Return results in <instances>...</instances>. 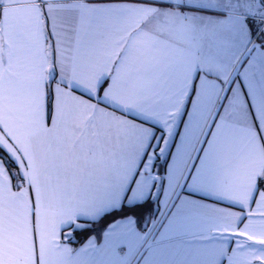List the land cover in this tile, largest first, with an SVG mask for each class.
I'll list each match as a JSON object with an SVG mask.
<instances>
[{
    "label": "snow or ice",
    "instance_id": "1",
    "mask_svg": "<svg viewBox=\"0 0 264 264\" xmlns=\"http://www.w3.org/2000/svg\"><path fill=\"white\" fill-rule=\"evenodd\" d=\"M0 264H264V0H0Z\"/></svg>",
    "mask_w": 264,
    "mask_h": 264
},
{
    "label": "trees",
    "instance_id": "2",
    "mask_svg": "<svg viewBox=\"0 0 264 264\" xmlns=\"http://www.w3.org/2000/svg\"><path fill=\"white\" fill-rule=\"evenodd\" d=\"M85 238H86V236H81V237L79 238L80 243H83Z\"/></svg>",
    "mask_w": 264,
    "mask_h": 264
},
{
    "label": "crops",
    "instance_id": "3",
    "mask_svg": "<svg viewBox=\"0 0 264 264\" xmlns=\"http://www.w3.org/2000/svg\"><path fill=\"white\" fill-rule=\"evenodd\" d=\"M78 246V245H77Z\"/></svg>",
    "mask_w": 264,
    "mask_h": 264
}]
</instances>
